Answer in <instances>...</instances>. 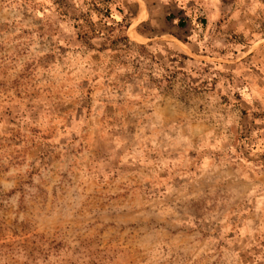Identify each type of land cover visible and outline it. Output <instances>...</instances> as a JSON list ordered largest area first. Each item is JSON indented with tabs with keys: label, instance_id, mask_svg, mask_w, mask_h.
Instances as JSON below:
<instances>
[{
	"label": "rangeland",
	"instance_id": "374dc122",
	"mask_svg": "<svg viewBox=\"0 0 264 264\" xmlns=\"http://www.w3.org/2000/svg\"><path fill=\"white\" fill-rule=\"evenodd\" d=\"M0 264H264V0H0Z\"/></svg>",
	"mask_w": 264,
	"mask_h": 264
},
{
	"label": "trees",
	"instance_id": "16d2710c",
	"mask_svg": "<svg viewBox=\"0 0 264 264\" xmlns=\"http://www.w3.org/2000/svg\"><path fill=\"white\" fill-rule=\"evenodd\" d=\"M116 25L118 26V27H120L123 31H126V29L128 28V26H129V23L128 22H126L124 19H122V20H120L119 22H117L116 23ZM80 26V25H79ZM97 32V30H95V29H93V27L91 28V33H96ZM99 32H97V34H98ZM81 35H82V37L84 36V34L83 33H81ZM123 40H125L126 42H128L127 40H126V37H123ZM182 58H186V57H182Z\"/></svg>",
	"mask_w": 264,
	"mask_h": 264
}]
</instances>
